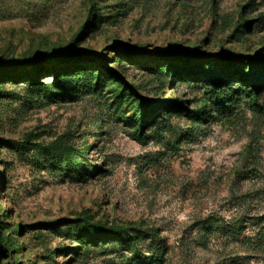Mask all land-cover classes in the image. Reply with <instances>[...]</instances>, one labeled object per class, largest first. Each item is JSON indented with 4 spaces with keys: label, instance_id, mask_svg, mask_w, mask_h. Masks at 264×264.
<instances>
[{
    "label": "rangeland",
    "instance_id": "374dc122",
    "mask_svg": "<svg viewBox=\"0 0 264 264\" xmlns=\"http://www.w3.org/2000/svg\"><path fill=\"white\" fill-rule=\"evenodd\" d=\"M71 49L108 54L94 64L109 83L54 99L14 77L34 64L0 69V231L17 249L0 264H264V85L254 94L237 74L214 90L189 72L200 55L264 53V0H0V59ZM52 63L40 76L54 93ZM118 79L185 107L140 130ZM55 147L71 151L62 165ZM86 221L141 235L78 241Z\"/></svg>",
    "mask_w": 264,
    "mask_h": 264
},
{
    "label": "trees",
    "instance_id": "16d2710c",
    "mask_svg": "<svg viewBox=\"0 0 264 264\" xmlns=\"http://www.w3.org/2000/svg\"><path fill=\"white\" fill-rule=\"evenodd\" d=\"M94 20L103 22V16L95 14ZM248 22L245 23V26ZM77 42V38L74 39ZM74 49V48H72ZM55 50L52 53H44L40 55H31L22 59H0V69H20L30 64H34L36 72L35 74L28 73V70L23 68L18 70L14 77L18 79H26L31 90H40L45 96L51 95V98H64L74 97L77 94L86 93L92 89H102L107 85L108 75L103 70L96 68L94 62H102L103 60H109V55L101 53L99 55L89 56L86 54L76 53L73 50ZM124 51L131 59L133 63L141 62L142 65L150 67L151 71H157L159 73H166V75L181 76L182 64L173 61H166L158 67H154V64L147 63V60L139 57L132 56L134 53L130 49L124 48ZM186 54V53H185ZM209 54L200 55V58L194 60L189 66V72H192L193 67L197 66L207 71V79L212 84L214 90H221L228 86L235 75H239V81L250 92L257 94V91L264 85V53L255 56L248 55H235L232 57H225L223 60L217 58H209ZM55 62V63H52ZM55 64V69L52 73L55 76V92L53 93L48 84L43 83L41 75V69L47 64ZM121 62L118 60V65ZM193 68V69H192ZM230 68V69H228ZM26 72V73H25ZM11 72H4L2 77H8ZM123 78V76H121ZM125 79V78H124ZM120 83H125L120 91V95L117 97L118 102L124 101L125 98L130 100L131 104H135L141 112V115L133 116L134 121L138 125V129L142 130L150 123L154 122L157 116L164 111H173L183 109L184 102L180 100L171 99L170 101L145 99L142 95L141 84H128L126 81L118 79ZM126 80V79H125ZM94 81L96 83L94 84ZM120 83H117L115 90H118ZM3 95L5 92H0ZM57 149V150H55ZM54 153L51 155V161L62 165L63 158L65 160L70 159L71 151L63 147H55ZM75 162L70 160L69 167H74ZM0 224L2 221L0 220ZM1 226V225H0ZM239 226H233V231L238 233ZM79 240L93 238L97 241L118 239L125 243H133L137 240L141 233L134 228L125 227H103L95 223L86 221L82 226L74 228ZM16 245L12 238H7L0 231V253L9 256L12 252L16 251Z\"/></svg>",
    "mask_w": 264,
    "mask_h": 264
}]
</instances>
